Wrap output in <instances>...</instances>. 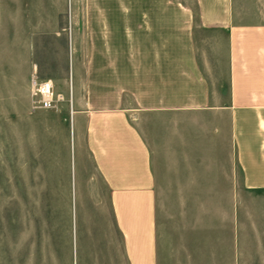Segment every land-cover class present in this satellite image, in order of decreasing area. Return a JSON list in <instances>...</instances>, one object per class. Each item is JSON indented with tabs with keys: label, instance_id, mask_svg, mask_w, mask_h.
<instances>
[{
	"label": "crops",
	"instance_id": "obj_1",
	"mask_svg": "<svg viewBox=\"0 0 264 264\" xmlns=\"http://www.w3.org/2000/svg\"><path fill=\"white\" fill-rule=\"evenodd\" d=\"M21 12L72 31L69 67L47 78L109 189L119 264H243L244 250H264L260 0H39ZM197 27L224 32L218 66Z\"/></svg>",
	"mask_w": 264,
	"mask_h": 264
},
{
	"label": "rangeland",
	"instance_id": "obj_2",
	"mask_svg": "<svg viewBox=\"0 0 264 264\" xmlns=\"http://www.w3.org/2000/svg\"><path fill=\"white\" fill-rule=\"evenodd\" d=\"M38 1L0 0V264H119L120 250L108 248L113 220L104 179L76 148L70 118L32 94V79L64 73L74 49L71 30L47 29V14L21 12ZM224 35L196 29L199 53L214 67ZM88 236L94 247L84 250ZM251 248L243 264H264V250Z\"/></svg>",
	"mask_w": 264,
	"mask_h": 264
},
{
	"label": "built area",
	"instance_id": "obj_3",
	"mask_svg": "<svg viewBox=\"0 0 264 264\" xmlns=\"http://www.w3.org/2000/svg\"><path fill=\"white\" fill-rule=\"evenodd\" d=\"M32 94L40 105L46 109H55L65 100L62 92L56 91L54 83L51 79H32Z\"/></svg>",
	"mask_w": 264,
	"mask_h": 264
}]
</instances>
